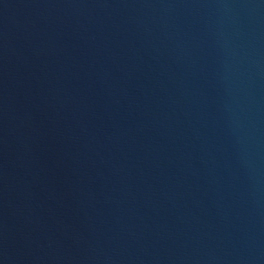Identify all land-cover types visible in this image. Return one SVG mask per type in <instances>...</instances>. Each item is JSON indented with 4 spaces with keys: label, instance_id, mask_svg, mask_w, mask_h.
<instances>
[{
    "label": "water",
    "instance_id": "water-1",
    "mask_svg": "<svg viewBox=\"0 0 264 264\" xmlns=\"http://www.w3.org/2000/svg\"><path fill=\"white\" fill-rule=\"evenodd\" d=\"M0 264H264V0H0Z\"/></svg>",
    "mask_w": 264,
    "mask_h": 264
}]
</instances>
